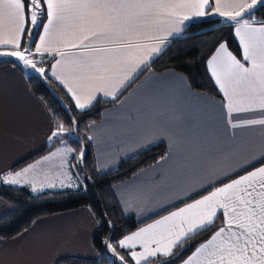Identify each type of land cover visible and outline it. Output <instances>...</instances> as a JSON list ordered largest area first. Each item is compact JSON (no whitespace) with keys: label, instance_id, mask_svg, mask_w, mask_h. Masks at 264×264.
I'll return each mask as SVG.
<instances>
[{"label":"snow or ice","instance_id":"1","mask_svg":"<svg viewBox=\"0 0 264 264\" xmlns=\"http://www.w3.org/2000/svg\"><path fill=\"white\" fill-rule=\"evenodd\" d=\"M261 8L264 0H0V46L12 49L0 51V57L15 58L3 62L43 79H55L80 112L90 109L99 93L118 100L166 50L171 39L183 32L186 21L216 15L234 28L241 57L224 42L207 60L209 74L224 100L217 105L210 97L197 98L217 114L222 130L194 136L181 114L153 108L137 127L108 133L137 153L157 141H169V153L150 169H142L131 182L116 187L125 210L152 211L147 205L161 199L166 203L154 209L157 215L161 209H176L124 236L116 245L105 241L114 258L111 264L117 259L120 264H264V18L255 14ZM41 27L39 43H35L32 32ZM26 31L30 43H35V52L21 47ZM148 41L158 43L150 46ZM42 53L54 59L59 56L50 71L38 66L42 60L33 59ZM51 119L49 142L60 140L65 146L19 171L0 172V185L26 184L35 194L57 188L51 180L37 187L35 177L29 179V175L60 154L57 167L61 172L54 175L65 179L59 181V188L79 186L67 170L77 166L67 159L74 149L61 139L73 134L77 121L71 118L74 127L69 130L55 114ZM96 127L94 122L88 125L90 130ZM94 139L98 138L87 137ZM194 142L202 146L193 157L190 146ZM72 159L83 163L84 151ZM257 163L261 166L255 167ZM249 167L254 170L247 171ZM162 169L175 172L180 179L171 185L142 180L149 172ZM240 171L246 174L239 175ZM233 175L238 178L233 179ZM45 179H49L47 174ZM80 179L77 173L76 180ZM226 179L230 182L225 183ZM177 200L183 207H176ZM221 216L223 226L184 258L192 242L216 228ZM137 245L139 251L135 250ZM117 247L125 250L127 258Z\"/></svg>","mask_w":264,"mask_h":264},{"label":"crops","instance_id":"2","mask_svg":"<svg viewBox=\"0 0 264 264\" xmlns=\"http://www.w3.org/2000/svg\"><path fill=\"white\" fill-rule=\"evenodd\" d=\"M208 16L224 20L223 17L216 15L205 17ZM197 19L201 18L186 21L185 25L182 26L183 32L172 38L171 43L185 35L191 22ZM42 32L43 29H41L40 34ZM26 35L27 31L21 37V47L26 40ZM4 36L7 38L6 31ZM236 40L238 42L237 38ZM36 43H39V35ZM148 43L151 46L158 43V41H148ZM5 50L12 49L0 46V51ZM229 50L232 51L230 48ZM33 52H35V48ZM35 55L39 56V59L42 57L51 59L53 63L56 59H59V56L54 59L47 53ZM58 74H60L59 71ZM146 81L147 83H145ZM202 97L212 98L217 105L224 100L223 94L221 99H217L194 90L188 78L182 72L166 70L160 73L152 69L143 72L135 80V83H132L119 96L116 105L104 110L101 121L95 123L97 127L89 129L90 135L98 138L93 140L98 169L101 172H108L117 168L123 160L131 159L145 151L140 149L138 153L133 152L130 147H124L120 145L118 140L112 139L108 133L113 129L137 127L138 123L153 108H161L172 113L181 114L189 122L194 136L204 137L206 133H211L214 129L219 128L222 130L223 125L220 124L217 114L210 112L202 103L197 102V98ZM100 98L112 100L111 97H104L102 93L97 94V100ZM125 101L127 102L121 107L122 102ZM51 116L44 101L31 88L28 74L14 68L13 64L0 65V172L7 170L19 171L22 168H16L18 165L48 147L51 143L48 137L53 130ZM121 139H124V137H121ZM161 143L167 144L169 153V141L166 139L157 141L155 144L150 145L148 149ZM201 146L195 142L190 146V153L193 157L199 152ZM102 153H104L103 156ZM39 160H42V157ZM255 165V167L261 166L258 163ZM150 168L151 166L145 169ZM252 170L254 169L251 168L247 171ZM136 174L114 186V193L119 202L120 188L116 186L131 182ZM245 174L246 171L239 172V175ZM232 178L236 179L238 175H233ZM178 179L180 177L175 172L167 169L159 170L158 173L149 172L146 178H142L147 182L161 183L163 181L169 185L175 184ZM140 182L137 181V183ZM228 182L230 180L225 183ZM218 186L222 185L219 184ZM165 195L171 196V193L166 192ZM161 203H166V201L161 199L158 202H150L147 207L153 210L141 211L136 207L125 210V206L120 202L125 213L134 215L139 221H146L156 216L154 209L158 208ZM178 204L182 203L177 200L176 205ZM179 207H183V204ZM170 208L172 207L168 209ZM15 209L14 204L0 197V218L11 214ZM163 212L164 210L161 209L159 214ZM167 214L168 212L163 215ZM160 217L155 220L160 219ZM155 220L148 224L153 223ZM148 224H144L141 228L147 227ZM97 229V221L87 207L42 217L17 237L0 239V264H54L58 259L68 256L96 259L99 254L94 248L93 239ZM135 250H140L139 245Z\"/></svg>","mask_w":264,"mask_h":264},{"label":"trees","instance_id":"3","mask_svg":"<svg viewBox=\"0 0 264 264\" xmlns=\"http://www.w3.org/2000/svg\"><path fill=\"white\" fill-rule=\"evenodd\" d=\"M255 14L258 18H264V8L257 10ZM41 29L42 27L32 32L31 39L35 43L39 35L37 33H40ZM223 42L228 44L238 58L241 57L242 52L235 38L234 28L230 24L223 23L222 18L210 16L194 20L189 25L185 35L175 39L151 63L149 70L152 69L160 73L166 70L182 72L186 75L194 90L221 99L222 93L209 74L207 60L214 52L215 47ZM35 43H30L27 32L22 49L31 47L34 50ZM14 59L0 57V65L12 64L3 61ZM40 60L43 62L39 63L38 66L50 71L53 60L46 57H42ZM16 68L24 71L21 67ZM28 81L33 91L44 101L51 115L55 114L69 130L74 127L71 123V118L74 117L76 119L78 126L75 127L73 134L70 137L65 136L61 139L68 142L70 147L74 149L75 154L73 155L78 154L81 150L84 151L83 163L73 160V155L70 159L71 164L77 165L73 170L81 177L82 184L77 188L47 191L39 195L33 193L31 188L27 186L9 187L0 185V197L16 206L14 212L0 218V239L17 237L42 217L87 207L91 210L98 224L93 244L99 257L89 259L68 256L58 260L60 264H111L114 258L112 253L106 248L105 241L116 245L124 236L137 231L144 224H148L168 211L175 209L172 207L168 211H164L146 221H139L134 215L125 213L114 193L116 184L131 178L140 170L156 164L162 156L168 153V146L165 143L157 144L136 157L123 160L117 168L108 172H101L97 166L94 142L93 140H87V137L91 136L88 125L93 122H100L104 110L116 105L118 100L100 98L90 109L80 112L74 107V103L66 90L55 79H43L39 77V74L33 73L28 75ZM60 145V140L52 141L44 151L25 160L16 168L28 166L30 163L54 151ZM226 181L227 179L224 182ZM202 194H207V192ZM197 197L199 196L195 198ZM180 205L182 204H178L176 207ZM109 222H111L112 226H110ZM216 223V228L204 233L192 242L193 246L186 249L184 258L191 255L195 246L210 238L211 234L218 230L219 226H223V217L221 216ZM116 250L127 258L124 249L117 247ZM115 264H120L118 259L115 260ZM176 264H181V261H177Z\"/></svg>","mask_w":264,"mask_h":264},{"label":"rangeland","instance_id":"4","mask_svg":"<svg viewBox=\"0 0 264 264\" xmlns=\"http://www.w3.org/2000/svg\"><path fill=\"white\" fill-rule=\"evenodd\" d=\"M258 18V17H257ZM258 19H261V18H258ZM2 58H5V57H2ZM40 57L39 56H36V55H34V57H33V59H34V61H39L40 59H39ZM25 71V70H24ZM28 75L29 74H33V73H35V72H31L30 70H28V71H25ZM66 142V141H65ZM65 146V144H62L61 143V145L60 146H58L57 148H62V147H64ZM66 146L67 147H69V148H71L70 147V145L68 144V142H66ZM56 148V149H57ZM56 149L54 150V151H52V152H55L56 151ZM52 152H50V153H52ZM50 153H48L47 155H49ZM73 154H75V152H73V153H70V154H68V157H67V159H68V161H69V163L71 164V161H70V159H71V156L73 155ZM47 155H45V156H47ZM139 155V154H138ZM44 157V156H43ZM42 157V158H43ZM136 157V156H135ZM61 155L60 154H58L57 155V157L54 159V160H52V161H46V162H43L41 165H39L35 170H34V172L33 173H30V175H29V179H32L33 177H35V179H36V181H37V187H39L40 186V184L41 183H47V182H49V180H51L52 182H55L56 184H57V188H55V189H45V191L44 192H47V191H59V190H63V189H60L59 188V181L61 180V179H65V177L63 176V175H59V178H57L55 175H54V173H59V172H61V169H59L58 167H57V165L60 163V160H61ZM36 162V161H35ZM34 162V163H35ZM33 162L31 163V164H34ZM68 170V174H69V176L72 178V180L73 181H75V183H77L79 186L82 184V181H81V179L80 180H76V172L73 170V168H71V169H67ZM45 174H47L48 175V177H49V179L48 180H46L45 179ZM65 183H68V180H65ZM22 186H27V187H30L29 185H22ZM78 186V187H79ZM18 187V186H17ZM31 188V187H30ZM67 188H77V187H67ZM64 189H66V188H64ZM39 194H41V193H39ZM38 194V195H39Z\"/></svg>","mask_w":264,"mask_h":264}]
</instances>
